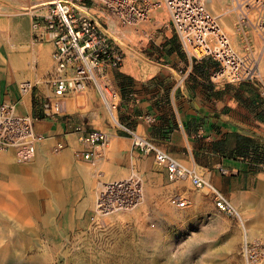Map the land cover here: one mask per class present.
<instances>
[{
  "label": "crops",
  "instance_id": "obj_1",
  "mask_svg": "<svg viewBox=\"0 0 264 264\" xmlns=\"http://www.w3.org/2000/svg\"><path fill=\"white\" fill-rule=\"evenodd\" d=\"M25 14L16 19V14L0 13L2 25L9 28L7 34L0 26V104L16 102L18 113L38 114L40 118L35 121L34 130L45 140L36 149L38 166L35 167L18 165L11 153H0L1 191H18L13 197L27 200L33 198V192L43 191L46 198L52 199L54 196L48 192L53 190H48L64 185V179L63 174L46 164L53 162L50 149L62 144V156L82 165L80 173L68 170L71 183L93 188L99 181L121 180L137 172L145 196L149 192L165 199L183 195L194 202L195 190L188 181L169 182L165 170L155 166L151 155L133 150L132 137L126 131L130 130L171 159L194 169L234 206L243 208L250 206L248 199H264V164L257 159L261 152L241 150L238 145L239 140L241 145L244 139H251L252 144L264 147V121L260 119L264 117V98L260 94V86L264 88V71H261V85L226 84L212 78L218 65L205 59L183 79L182 72L190 66V61L177 56L175 51L168 57L163 53L164 57H147L145 61L149 64L139 65L134 73L123 71V64L110 76L119 94L116 114L120 128H112L105 122L102 125L96 121V114L89 115L84 125L106 132L111 146L96 148L94 159L85 161L82 157L85 147L67 129L68 123L81 124L82 117L69 111L68 103L57 116H44L36 110L38 101L52 96V89L44 81L51 70L52 46L35 43L31 19ZM24 81L36 84L34 94L19 101L18 84ZM87 92L96 97L93 90ZM258 96L261 98L258 108L244 103L247 99L256 101Z\"/></svg>",
  "mask_w": 264,
  "mask_h": 264
},
{
  "label": "built area",
  "instance_id": "obj_2",
  "mask_svg": "<svg viewBox=\"0 0 264 264\" xmlns=\"http://www.w3.org/2000/svg\"><path fill=\"white\" fill-rule=\"evenodd\" d=\"M207 0H42L33 8L42 10L34 15L31 34L35 42L52 46L51 70L45 83L52 89L50 99L41 100L36 110L44 116H57L61 107L76 95L94 90L100 104L110 114L116 128H120L114 113L119 104V94L110 76L122 67L125 54V36L129 29L135 32L154 14L164 11L173 35L176 37L190 66L182 72L186 79L192 72V64L204 58L214 61L218 69L212 76L226 84H260L259 54L256 55L250 33L261 42L264 53V0H228L226 13L235 15L234 33L245 39V52L235 50L228 34L222 31L219 21L206 8ZM35 83L18 84L19 101L31 98ZM264 98V88L260 86ZM17 103L0 104V153H11L20 163L34 159L36 149L45 138L35 133L34 123L39 118L20 114ZM67 129L76 141L85 147L83 160L91 161L95 149H106L110 138L106 132L88 129L84 124L68 123ZM133 150L144 156L151 155L155 166L166 172L169 182L188 181L191 187L213 199L216 210L229 218L238 213L229 200L194 169H189L154 148L134 132ZM64 149L57 144L53 150ZM144 202V186L137 172L121 180L99 181L91 218L92 224L104 223L116 215H127ZM169 204L176 209L191 203L185 196H172ZM245 264H259L264 260V241L242 243Z\"/></svg>",
  "mask_w": 264,
  "mask_h": 264
},
{
  "label": "rangeland",
  "instance_id": "obj_3",
  "mask_svg": "<svg viewBox=\"0 0 264 264\" xmlns=\"http://www.w3.org/2000/svg\"><path fill=\"white\" fill-rule=\"evenodd\" d=\"M31 1L27 4V0H0V13L16 14V19L26 13L31 19V28L34 15L42 12L33 6L42 0ZM227 7L228 0L224 3L207 0L206 3L222 31L231 37L235 50L242 54L245 39L234 33L235 15L223 14ZM2 23L0 20L2 32L8 34V26ZM172 39L164 11L154 14L139 31L129 29L125 36L127 48L123 47V71L134 73L139 65L149 64L145 59L152 55L168 57V49L183 57L177 40L166 42ZM248 42L253 49L255 47L256 55L259 54L261 83L262 45L254 33H250ZM94 93L96 97L88 92L73 96L68 101V110L82 117L81 124H87L89 115L96 114L95 119L100 124L105 122L115 128L110 114ZM114 117L117 120L116 113ZM63 150L50 149L53 162L46 164L63 174L64 179V185L48 190H53L48 192L54 196L52 199L46 198L43 191L33 192L30 200L19 199L13 197L18 191L0 189V264H245L241 250L243 241H264V199H248L250 206L243 208L231 203L238 218H229L216 210L211 197L197 190L194 202L183 209H176L169 204V199L149 192L134 212L92 224L98 182L93 188L69 182L68 172L80 173L82 165L62 156ZM12 158L18 165L38 166L36 157L26 163ZM259 264H264V260Z\"/></svg>",
  "mask_w": 264,
  "mask_h": 264
},
{
  "label": "trees",
  "instance_id": "obj_4",
  "mask_svg": "<svg viewBox=\"0 0 264 264\" xmlns=\"http://www.w3.org/2000/svg\"><path fill=\"white\" fill-rule=\"evenodd\" d=\"M174 40H176V37L175 36H173V39L172 40H169L168 41V43H171V42H174ZM179 45V44H178ZM179 47H180V45H179ZM181 48V47H180ZM174 51L173 50H170V49H168L167 50V54L168 55H170L171 53H173ZM184 58H185V56H183ZM205 59H208V58H204V59H202V60H205ZM201 60V61H202ZM200 61V62H201ZM199 63V62H198ZM198 63H193L192 64V70H195L196 69V66H197V64ZM243 84V83H242ZM245 84H247V83H245ZM250 92L251 93V91L252 90H250V89H247V92ZM261 98L258 96V98L256 99V101L255 100H252V101H249L248 102V99L244 102L245 104H249V105H252L253 107H255V108H258V105H259V103H260V100ZM36 114V113H35ZM36 117H38V118H40V116L39 115H37ZM262 121H264V117L263 116H261V118H260ZM243 139V138H242ZM238 145H239V147H241V150H249V149H252L255 153H258L259 151L261 152V155L262 156H258L257 157V159L259 160V163H261V164H264V153H262L263 151H264V147H262L261 145H255V144H252V141H251V139H244L242 142H241V145H240V140H239V142H238Z\"/></svg>",
  "mask_w": 264,
  "mask_h": 264
},
{
  "label": "bare ground",
  "instance_id": "obj_5",
  "mask_svg": "<svg viewBox=\"0 0 264 264\" xmlns=\"http://www.w3.org/2000/svg\"><path fill=\"white\" fill-rule=\"evenodd\" d=\"M213 2H214V1H213ZM213 2H212V3H213ZM214 5H215V3H214ZM27 10H29V9L27 8ZM225 11H226V10H225ZM39 50H40V49H39ZM40 51H41V50H40ZM39 54H40V53H39ZM38 56H40V55H38ZM38 59H39V58H38ZM50 59H51V58H50ZM129 69H130V68H129ZM130 70H131V69H130ZM147 70H148V69H147ZM124 71H125V70H124ZM150 72H151V71H150ZM131 73H132V72H131ZM136 73H137V72H136ZM44 81H45V80H44ZM44 81H43V82H44ZM43 82H42V83H43ZM51 92H52V91H51ZM46 97H47V96H46ZM48 97H49V96H48ZM50 97H51V95H50ZM34 104H35V103H34ZM37 115H38V114H37ZM53 137H54V136H53ZM48 138H49V137H48ZM50 138H51V137H50ZM50 138H49V139H50ZM46 139H47V138H46ZM47 140H48V139H47ZM69 144H70V142H69ZM110 146H111V144H110ZM37 147H38V146H37ZM52 150H53V149H52ZM53 151H54V150H53ZM0 160H1V159H0ZM106 221H107V220H106ZM108 221H109V220H108ZM107 223H108V222H107ZM101 224H102V223H101ZM105 224H106V223H105Z\"/></svg>",
  "mask_w": 264,
  "mask_h": 264
}]
</instances>
